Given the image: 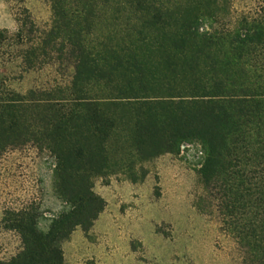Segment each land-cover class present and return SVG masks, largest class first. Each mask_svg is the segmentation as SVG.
Instances as JSON below:
<instances>
[{
  "label": "trees",
  "instance_id": "16d2710c",
  "mask_svg": "<svg viewBox=\"0 0 264 264\" xmlns=\"http://www.w3.org/2000/svg\"><path fill=\"white\" fill-rule=\"evenodd\" d=\"M234 2L52 0L53 26L23 58L37 66L56 42L73 76L26 94L0 85V151L27 139L50 150L69 209L48 230L28 209L10 212L24 249L2 264H64L62 242L105 207L96 176L192 142L243 264H264V0L242 10ZM107 8L111 30L101 34Z\"/></svg>",
  "mask_w": 264,
  "mask_h": 264
},
{
  "label": "rangeland",
  "instance_id": "374dc122",
  "mask_svg": "<svg viewBox=\"0 0 264 264\" xmlns=\"http://www.w3.org/2000/svg\"><path fill=\"white\" fill-rule=\"evenodd\" d=\"M234 4L242 10L251 0ZM111 12L107 8L101 34L111 30ZM53 23L52 0H0L4 90L26 94L71 80L74 68L57 51L61 44H45L46 51L34 59L37 66L30 68L23 58L27 44L40 42ZM22 27L27 38L18 35ZM203 160L199 142L185 143L180 151L137 161L130 169L114 166L96 176L93 190L105 207L90 229L78 226L62 242L64 264H243V250L220 213V194L201 177ZM55 163L51 151L34 139L0 151V264L24 249L21 234L6 220L10 212L28 209L39 227L48 230L51 220L69 209L57 191Z\"/></svg>",
  "mask_w": 264,
  "mask_h": 264
}]
</instances>
